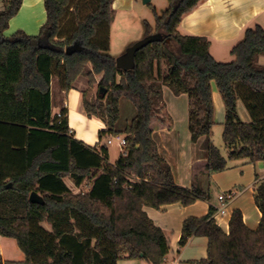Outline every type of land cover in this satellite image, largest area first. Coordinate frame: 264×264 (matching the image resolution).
Listing matches in <instances>:
<instances>
[{
    "label": "trees",
    "instance_id": "obj_1",
    "mask_svg": "<svg viewBox=\"0 0 264 264\" xmlns=\"http://www.w3.org/2000/svg\"><path fill=\"white\" fill-rule=\"evenodd\" d=\"M207 0H168L155 25L144 23V38L154 40L135 57L134 68L123 71L110 53L114 0H44L47 21L37 36L19 30L5 36L23 0H4L0 11V236L14 239L25 260L0 264H118L141 260L164 264L169 240L144 212L145 207L198 201L210 204L202 218L185 220L179 248L193 237L209 240L202 264H264V180L256 188L255 203L262 217L257 229L246 226L235 210L226 234L217 224L218 208L210 192L200 187L201 176L230 168V163L264 162V29L247 28L231 50L230 62L210 53V41L182 34L183 18ZM152 6L151 4H149ZM73 9L75 26L65 27ZM82 9L87 13L83 16ZM72 14V13H71ZM81 43L89 51L69 55ZM69 92L80 77L88 79L82 105L88 118L106 126V136H126V155L114 165L105 148L100 151L75 138L68 110L53 116L52 80ZM101 76L97 83L96 77ZM212 83L225 105L223 139L229 157L212 143L215 126ZM97 95L90 98L95 85ZM189 97L191 141L205 138L203 160L192 164L191 187L178 186L154 140L157 131H171L174 119L163 88ZM100 88L106 91L105 96ZM137 110L123 132L117 131L121 100ZM242 101L251 123L238 113ZM70 179L78 193L66 183ZM11 185L10 188L8 186ZM44 198L31 204V193ZM47 223L51 231L42 224Z\"/></svg>",
    "mask_w": 264,
    "mask_h": 264
},
{
    "label": "crops",
    "instance_id": "obj_2",
    "mask_svg": "<svg viewBox=\"0 0 264 264\" xmlns=\"http://www.w3.org/2000/svg\"><path fill=\"white\" fill-rule=\"evenodd\" d=\"M122 4L123 0H114L113 9L118 10ZM3 9L4 0H0V11ZM46 21L44 0H23L20 12L10 21L5 36L10 37L19 30L24 31L29 36H37ZM256 25H260L264 29V0H207L183 18L179 30L182 34L207 38L210 41L211 55L219 62H230L233 60L230 54L231 50L241 41L244 31ZM258 62L261 66H264V56H260ZM79 79H84V77ZM54 84V80H52V111L55 107L58 109L57 114L65 108L68 110L69 127L75 138L90 147H95L99 151L105 148L111 165H114L122 156H125L126 148L122 149L119 145V139L126 138L123 134L118 137L106 136L102 140H99V137L94 139L92 134L86 136V138L76 137V132L73 131L70 120L73 112L70 101L72 92L77 93V100L74 104L77 112L76 116L81 121L88 119L96 124L97 136L100 131L106 129L102 120L95 117L88 118L84 112L82 105V92L84 90L82 86L85 87L86 83L80 82V86L75 84L69 92L62 90L61 87L55 88ZM163 95L168 110L174 119V128L171 131L155 132L154 140L159 153L172 170L175 183L180 187L190 188L192 164L207 157V153L202 149L205 138L199 139L196 144L191 141L189 97L187 95L176 96L167 87L163 88ZM212 97L215 126H224L225 105L215 83H212ZM120 105L121 118L117 124V131L123 132L136 117L137 110L125 98L121 100ZM238 113L243 123H251L250 115L242 101L238 102ZM111 139L117 140L116 146L112 145ZM112 146L118 148L120 152L114 153ZM263 180V161L254 164L235 161L230 163V168L226 171L211 176H201L200 187L211 193L213 198L211 204L215 207L218 208L221 205L218 201L219 195L228 193L235 195L227 204L226 213L215 217L218 226L226 234L229 233V222L235 210L242 212L244 223L248 228L252 230L258 228L262 214L255 203V196L256 188ZM209 209L210 204L204 201H198L190 206L168 205L162 207L161 210L150 207L144 208V212L148 217L168 237L170 251L164 264H202V261L207 259L208 238L193 237L183 249L179 248V241L185 220L188 218H202L209 213ZM0 257L3 261L21 262L25 260L16 240L1 236ZM118 264L145 263L141 260H124L118 262Z\"/></svg>",
    "mask_w": 264,
    "mask_h": 264
},
{
    "label": "rangeland",
    "instance_id": "obj_3",
    "mask_svg": "<svg viewBox=\"0 0 264 264\" xmlns=\"http://www.w3.org/2000/svg\"><path fill=\"white\" fill-rule=\"evenodd\" d=\"M122 1V0H121ZM151 4L152 6H150ZM149 4H144L143 0H123V4L118 10H114L113 14V20L111 24V37H110V55L117 59L118 57L122 56L128 47L131 45L141 41L144 39V23L148 22L151 25H155V13L153 11V7L156 8V12L161 15L165 10L168 9L169 3L168 0H150ZM119 5V4H118ZM70 16L67 20H65V27L71 28L75 26V19L73 17V9H71ZM87 13L86 9H82V15L84 16ZM59 73L57 72L54 76V87L59 88L60 81H59ZM101 76L96 77L97 83L100 81ZM86 83L85 87L82 86V89L85 91L88 89V79L84 77V79H79L78 82L75 84L80 86L79 83ZM98 92V85L96 84L92 92L90 94V98H93L97 95ZM70 96L71 98V110L72 117H70L71 125L73 128V131L76 132V137H84L90 136V134L93 135L94 139L98 138L97 133L98 131L96 128V124L91 122L90 120L81 121L76 116V109H75V102L77 100L76 92H72ZM130 105H132L130 103ZM57 107L53 109V116L57 114ZM223 130L224 126L216 125L214 126L212 130V143L216 148H218L221 152V154L225 157H229V150L227 149V146L225 145L224 139H223ZM112 145L116 146L117 140L111 139ZM112 146V149L114 150V153L120 152L118 148H115ZM126 148V147H125ZM115 158V157H113ZM67 185L71 188L72 191L75 193L80 192L81 190L85 191L86 187L76 188L75 184L70 180L66 179ZM42 226L46 229L51 231L50 226L47 223H43Z\"/></svg>",
    "mask_w": 264,
    "mask_h": 264
},
{
    "label": "water",
    "instance_id": "obj_4",
    "mask_svg": "<svg viewBox=\"0 0 264 264\" xmlns=\"http://www.w3.org/2000/svg\"><path fill=\"white\" fill-rule=\"evenodd\" d=\"M143 2H144V4H149L150 0H143ZM153 40H154V37H147V38H144L143 40L131 45L130 47H128L126 52L122 56H120L116 59L117 67L123 71L132 70L134 68L136 54L140 50H142L143 48L148 46ZM87 52H89V51L81 43H75L67 51V53L69 55H72L74 53H87ZM100 92L103 93V95L105 96L106 91H104L103 88H100ZM10 187H11V185L8 186V188H10ZM29 202L31 204L43 205L44 204V198L41 195H39L37 192H33V193H31V195L29 197Z\"/></svg>",
    "mask_w": 264,
    "mask_h": 264
},
{
    "label": "built area",
    "instance_id": "obj_5",
    "mask_svg": "<svg viewBox=\"0 0 264 264\" xmlns=\"http://www.w3.org/2000/svg\"><path fill=\"white\" fill-rule=\"evenodd\" d=\"M58 118H62L63 115L61 112H59L57 114ZM120 140V147L122 149H124L126 147V138H123V139H119ZM235 195L233 193H228V194H221L219 195L218 197V201L220 202V207H218V211H217V214L215 215V217H218V216H221V215H224L226 213V206L227 204L230 202V200L233 199Z\"/></svg>",
    "mask_w": 264,
    "mask_h": 264
}]
</instances>
